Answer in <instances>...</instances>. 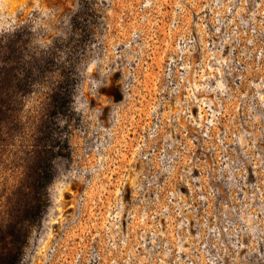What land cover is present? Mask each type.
Here are the masks:
<instances>
[{
    "label": "built area",
    "instance_id": "built-area-1",
    "mask_svg": "<svg viewBox=\"0 0 264 264\" xmlns=\"http://www.w3.org/2000/svg\"><path fill=\"white\" fill-rule=\"evenodd\" d=\"M111 3L129 36L115 54L150 44L164 70L124 131L79 156L64 264H229L230 148L264 130V0Z\"/></svg>",
    "mask_w": 264,
    "mask_h": 264
},
{
    "label": "rangeland",
    "instance_id": "rangeland-1",
    "mask_svg": "<svg viewBox=\"0 0 264 264\" xmlns=\"http://www.w3.org/2000/svg\"><path fill=\"white\" fill-rule=\"evenodd\" d=\"M116 10L111 0H0L1 60L8 57L1 48L3 33L17 29L25 50L40 56L50 47L56 64L51 82L37 85L26 97L20 132L0 151V249L12 244L19 252L17 264H64L63 223L83 186L79 156L95 139L122 133L132 112L148 106L153 99L149 94L160 86L164 67L159 50L139 44L115 54L114 44L129 38L117 32ZM119 54L123 65L116 64ZM72 67L78 74L73 109L58 117L71 152L55 160L53 182L31 191L26 178L33 173L29 135L38 124L45 92L65 85ZM100 126L108 129L98 137ZM230 149L227 185L231 203L240 209L232 211L236 218L229 227V264H264V130H252L241 146ZM10 218L20 220L18 233L6 239Z\"/></svg>",
    "mask_w": 264,
    "mask_h": 264
},
{
    "label": "trees",
    "instance_id": "trees-1",
    "mask_svg": "<svg viewBox=\"0 0 264 264\" xmlns=\"http://www.w3.org/2000/svg\"><path fill=\"white\" fill-rule=\"evenodd\" d=\"M1 44V48L5 47L8 57L6 60H1L0 57V151L15 141L20 132V112L26 97L34 92L37 85L44 86L50 81V74L56 66L50 47L40 56L25 50L17 29L4 32ZM0 50L1 53L2 49ZM60 67L65 69L62 65ZM68 71L70 74L65 85L58 83L45 92V97L40 102L41 114L37 119L38 124L29 135L30 169L33 173L26 178L27 187L31 191H40L53 182L56 174L55 160L67 157L71 152L69 138L64 136L58 122L60 115L73 109L78 74L75 67ZM19 221L10 218V221L6 222L9 229L6 239H13L17 235L16 227ZM11 245L0 249V264H17L19 252Z\"/></svg>",
    "mask_w": 264,
    "mask_h": 264
},
{
    "label": "bare ground",
    "instance_id": "bare-ground-1",
    "mask_svg": "<svg viewBox=\"0 0 264 264\" xmlns=\"http://www.w3.org/2000/svg\"><path fill=\"white\" fill-rule=\"evenodd\" d=\"M65 220H66V218H65ZM65 222V221H64ZM63 225H64V223H63Z\"/></svg>",
    "mask_w": 264,
    "mask_h": 264
}]
</instances>
